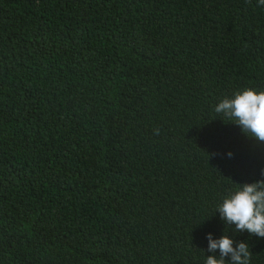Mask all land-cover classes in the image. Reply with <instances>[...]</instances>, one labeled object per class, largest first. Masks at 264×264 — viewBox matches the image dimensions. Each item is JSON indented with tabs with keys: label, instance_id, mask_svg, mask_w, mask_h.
<instances>
[{
	"label": "trees",
	"instance_id": "trees-1",
	"mask_svg": "<svg viewBox=\"0 0 264 264\" xmlns=\"http://www.w3.org/2000/svg\"><path fill=\"white\" fill-rule=\"evenodd\" d=\"M248 88L256 0H0V264H205L208 234L264 264L216 212L264 181V142L214 111Z\"/></svg>",
	"mask_w": 264,
	"mask_h": 264
},
{
	"label": "clouds",
	"instance_id": "clouds-1",
	"mask_svg": "<svg viewBox=\"0 0 264 264\" xmlns=\"http://www.w3.org/2000/svg\"><path fill=\"white\" fill-rule=\"evenodd\" d=\"M245 2L250 4L251 0ZM256 4L264 7V0H256ZM214 111L233 120L251 137L264 142V91L251 88L238 91L231 98L226 97L217 103ZM216 212L226 224L235 225L236 231L264 238V181L242 184L222 199ZM206 239L207 250L212 253L219 250V257L209 255L205 264H251L252 254L246 242L233 246L234 240L227 234L219 239L208 234ZM225 257L229 260L226 261Z\"/></svg>",
	"mask_w": 264,
	"mask_h": 264
}]
</instances>
